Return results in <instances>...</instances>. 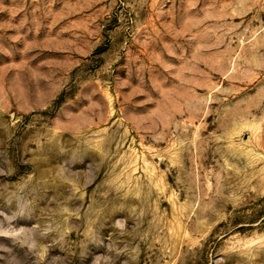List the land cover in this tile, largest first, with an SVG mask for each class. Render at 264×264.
<instances>
[{
  "label": "rangeland",
  "instance_id": "obj_1",
  "mask_svg": "<svg viewBox=\"0 0 264 264\" xmlns=\"http://www.w3.org/2000/svg\"><path fill=\"white\" fill-rule=\"evenodd\" d=\"M0 264H264V0H0Z\"/></svg>",
  "mask_w": 264,
  "mask_h": 264
}]
</instances>
